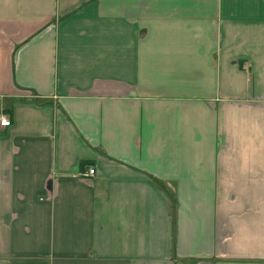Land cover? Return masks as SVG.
Listing matches in <instances>:
<instances>
[{"label": "crops", "instance_id": "obj_1", "mask_svg": "<svg viewBox=\"0 0 264 264\" xmlns=\"http://www.w3.org/2000/svg\"><path fill=\"white\" fill-rule=\"evenodd\" d=\"M2 114L0 264H264V0H0Z\"/></svg>", "mask_w": 264, "mask_h": 264}, {"label": "built area", "instance_id": "obj_2", "mask_svg": "<svg viewBox=\"0 0 264 264\" xmlns=\"http://www.w3.org/2000/svg\"><path fill=\"white\" fill-rule=\"evenodd\" d=\"M11 125H12V121L8 116L4 114L0 115V127L5 128V127H10ZM94 175H95V170L90 169L88 172V176H94Z\"/></svg>", "mask_w": 264, "mask_h": 264}]
</instances>
